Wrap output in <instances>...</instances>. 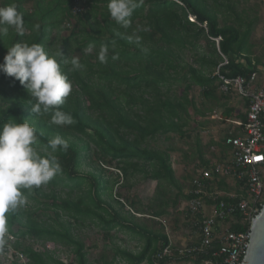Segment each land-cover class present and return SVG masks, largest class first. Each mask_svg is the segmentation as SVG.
Here are the masks:
<instances>
[{
    "label": "trees",
    "instance_id": "1",
    "mask_svg": "<svg viewBox=\"0 0 264 264\" xmlns=\"http://www.w3.org/2000/svg\"><path fill=\"white\" fill-rule=\"evenodd\" d=\"M27 2H32L31 9H25ZM237 2L239 0H142L133 12L130 27L124 29L111 19L108 0H0V7L16 5L23 14L25 28L22 35L10 28L6 36L0 37V63L7 48L14 43L25 42L42 45L51 56L62 48L66 57H73L77 50L81 54L79 62L84 66L72 71L70 63L61 62L62 71L72 83V92L61 106L62 111L72 115L75 122L71 126L52 124L51 113L32 114L31 104L35 100L18 81L0 74V94L4 97V105L0 106V126L10 119H15L16 123L29 119L37 129L39 144L36 147L42 149L49 139L57 135L65 139L69 144L66 152L40 151L42 155H55L62 167V172L47 184L68 183L70 190L86 187L76 200L64 197L53 189L44 192L39 187L24 191L25 197L37 206L28 211L18 208L15 213L8 214L7 235L16 238L12 248L25 256L26 264H90L84 244L73 235L75 223L86 221L100 227L106 239L110 232L119 228L144 240L138 253L117 248L114 258L125 264H154L156 254L169 245L168 238L161 232L137 224L135 215L148 216L154 221L165 215L168 205L164 198L170 192L168 188H177L178 185L169 150L150 149L143 143L159 135L168 138L177 134L182 139L188 135L183 131L188 117L186 94L191 85H196L201 87L205 98L213 97L218 87V77L213 74L223 58L228 63L219 67L218 72L224 78L242 77L249 81L256 72L247 44L250 28L240 31L244 23L235 11ZM220 16L222 25L219 23ZM72 19L75 25L69 36L58 37L61 30L70 28ZM78 29L77 33L83 32V38L76 44L71 40ZM55 30V40L62 42L58 49H52L50 41V35ZM129 36H139V43L135 39L130 42ZM216 39L219 40L218 51ZM201 40H205L210 48L209 55L200 57L202 66L198 69L186 66L189 77L185 75L182 78L186 83L184 95L171 99L168 93L179 66L176 49L188 46L199 48ZM89 44L95 47L87 54L85 49ZM102 44L109 45L107 63L98 60ZM142 49H147V53ZM114 55L118 58L112 59ZM232 112V109H226L224 117L230 118ZM195 113L199 117L204 116V113ZM240 120L244 122L245 116H240ZM238 132L239 129L231 131V134ZM229 135L230 132L226 133L222 143H218L223 157L230 150L225 144ZM79 136H83L85 141ZM198 137L197 134L195 145L200 163L208 168L210 163L203 159ZM91 143L97 149L99 161L118 172L119 176L116 175L110 183L104 179L102 174L105 171L102 169L98 175L91 172L85 174L80 170V152L87 151ZM135 173H141L144 179L157 183L156 209L149 205L143 210L136 209L135 204L130 203L126 211V204L119 197H111L112 188L122 185ZM220 186L226 188L224 181H220ZM105 194H108L109 202L104 200ZM184 198L189 200L190 196ZM46 210L52 212V217L44 214ZM65 218L68 220L62 221ZM14 227L16 231L12 233ZM229 229L233 232L245 231L238 225H231ZM27 239L70 247L74 263H63L48 251L25 247ZM213 249L217 250L218 245L214 244ZM7 250L5 246L1 252ZM206 259V256H201L194 261ZM167 262L163 260L160 264ZM10 264H17V261Z\"/></svg>",
    "mask_w": 264,
    "mask_h": 264
},
{
    "label": "rangeland",
    "instance_id": "2",
    "mask_svg": "<svg viewBox=\"0 0 264 264\" xmlns=\"http://www.w3.org/2000/svg\"><path fill=\"white\" fill-rule=\"evenodd\" d=\"M24 7L27 10L31 9L32 2L25 3ZM235 11L243 18L244 25L240 28V31L243 32L248 27L250 28L247 37V44L250 46V59L264 64V0H239V3L237 2L236 4ZM219 18V23L222 25L223 20L221 16ZM231 18L232 16H230V19ZM73 25H75L74 19L70 21V28L61 30L58 37H68ZM79 29H81V27ZM79 29L76 30L75 36L71 40L73 43L76 42V44L77 42H81L83 38V32L77 33ZM56 33L55 30L50 35L52 49H58L62 44V42H57L55 40ZM198 46L199 48L188 46L182 50L176 49L178 57L176 59L178 60L177 63L179 66L176 69V74L174 75L175 80L172 82L168 93V97L171 99L179 98L184 95L186 83L182 78L185 75L189 77L186 66L191 65L198 69L202 66L199 62L200 57H207L211 51L210 48L207 47L205 40H201ZM216 49H218V46H216ZM86 53L88 54V52ZM73 57L80 58L81 54L76 50ZM205 61L206 63L209 62L208 59ZM186 96L188 102L185 106L188 109V117L185 119L187 126L183 131H186L185 133L188 135L183 139L177 134H171L168 138L159 135L155 139H147L143 143V146L150 149L169 150L171 167L174 171L178 187L168 188L170 192H168L167 196L164 198L168 206L165 215L159 219H155L154 221L149 219L148 216L140 214L135 215L137 224L144 225L151 231L165 234L169 243L174 247H181L182 245L188 244L192 235L191 219L190 215L187 214L188 200L184 198L188 195L191 180L197 176V171L208 169L215 162L222 161L223 154L219 149V151H217L213 144L222 143V139L227 132L226 125L228 124L226 120L228 118L224 117L225 110L230 108L233 112L235 110L241 111L240 98L235 93L225 95V98L217 91L213 97L205 98L202 95L201 87L191 85ZM3 101L4 97L0 94V106L4 105ZM195 111L204 113V116L199 117ZM212 116L215 118L212 119ZM230 128H232L233 131L237 130V127L233 125L230 126ZM197 134L199 136L203 159L211 163L208 168L200 164V158L195 145ZM79 137L84 140L83 136ZM78 147H80V145H78ZM37 150L43 151L40 147H37ZM80 153L81 172L85 174L91 172L98 175L100 169H102L105 171L102 175L109 183L118 175L114 167H109L99 161L97 149L92 143L89 144L87 151H81ZM110 172H113V174H110ZM228 182L227 187L230 188L233 185V181L229 179ZM119 184H121V181H119ZM156 185V182L144 179L141 173H135L134 176L128 177L127 181L122 185L113 187L111 197L113 199L119 197V199L126 204V211L130 203L135 204L136 209L140 208L143 210L148 207V205L156 209L158 205L156 201ZM70 187L68 183L58 182L56 185H42L41 190L47 192L53 189L55 192L62 193L64 197L72 200L81 197L86 190L85 186H81L80 189L72 188V190H70ZM107 195L108 194L104 195V200L109 202ZM40 205L41 204L38 206ZM36 206L37 204L34 201L26 198L25 203L19 208L20 210L28 211L32 208H36ZM133 211L136 210L134 209ZM44 214L47 215L48 218L52 217V212L50 210L44 211ZM66 220H68V218L62 221ZM15 231L16 228L14 227L12 233H15ZM73 235L84 244L86 259L90 264H125L117 257L114 258L115 250L117 248H122L133 253H138L144 245L143 239L130 231L119 228L110 232V236L106 239L100 227L90 224L87 221L83 224L75 223ZM15 240V237L7 239L6 246L8 250L5 253L0 251V264H10L13 261H17V264L27 263L25 256L22 254V256H20V253L12 248ZM24 246L32 247L34 250L40 252L48 251L53 254L54 258L63 263H74L75 260L71 248L67 246L33 239H27L24 242ZM142 264L147 263L144 262Z\"/></svg>",
    "mask_w": 264,
    "mask_h": 264
},
{
    "label": "clouds",
    "instance_id": "3",
    "mask_svg": "<svg viewBox=\"0 0 264 264\" xmlns=\"http://www.w3.org/2000/svg\"><path fill=\"white\" fill-rule=\"evenodd\" d=\"M140 3L142 0H108L107 8L111 19L128 29L133 12ZM10 28L19 35L25 31L23 14L15 4L0 7V37L6 36ZM133 39L137 43L140 41L139 36L128 37L130 42ZM94 47L89 44L85 51L91 53ZM142 50L145 53L148 51ZM108 53L109 45L102 44L98 60L107 63ZM117 58L116 55L112 57ZM61 62L70 63L72 71L84 67L78 58L66 57L62 48L55 56H51L40 44L18 42L7 48L3 62L0 63V74L18 81L35 100L31 104L32 114L51 113L52 124L71 126L75 121L71 114L61 110V106L72 92V83L62 71ZM38 144L37 129L29 119H24L23 123L10 119L0 126V251L7 244V215L15 213L25 203L24 191L46 185L62 172L57 157L42 155L37 150ZM68 148V142L57 135L47 141L43 152H66Z\"/></svg>",
    "mask_w": 264,
    "mask_h": 264
},
{
    "label": "built area",
    "instance_id": "4",
    "mask_svg": "<svg viewBox=\"0 0 264 264\" xmlns=\"http://www.w3.org/2000/svg\"><path fill=\"white\" fill-rule=\"evenodd\" d=\"M215 43L218 46L219 40ZM227 63L223 58L219 67ZM218 69L213 74L218 77L217 91L223 95L235 93L247 103L245 120L232 122L239 132L225 139L230 148L228 159L197 171L191 180L187 202L192 229L189 243L181 247L169 243L156 254L154 264L163 260L169 261L164 264H244L251 217L264 203V86H253L254 74L249 81L242 77L227 79L219 75ZM229 179L233 181L231 189L227 187ZM220 181L226 188L220 186ZM231 225L244 227L245 231H230ZM201 256L207 259L194 261Z\"/></svg>",
    "mask_w": 264,
    "mask_h": 264
},
{
    "label": "water",
    "instance_id": "5",
    "mask_svg": "<svg viewBox=\"0 0 264 264\" xmlns=\"http://www.w3.org/2000/svg\"><path fill=\"white\" fill-rule=\"evenodd\" d=\"M262 208L260 209V207ZM250 239L246 243L244 264H264V203L258 205L251 217Z\"/></svg>",
    "mask_w": 264,
    "mask_h": 264
},
{
    "label": "crops",
    "instance_id": "6",
    "mask_svg": "<svg viewBox=\"0 0 264 264\" xmlns=\"http://www.w3.org/2000/svg\"><path fill=\"white\" fill-rule=\"evenodd\" d=\"M239 61H242V60H239ZM253 62H255V64H256V72L254 73V75H255V80L253 81V86L255 87V88H259V87H262V86H264V64L263 63H259V61L258 62H256V61H253ZM240 105H241V107H240V109H241V111L239 112V110H235L233 113H231V117L230 118H228L227 120H226V122H227V124L228 125H226V133H228V132H230V134H231V131H233L232 130V128H230V126H232V122L233 121H239L240 120V116H245L246 115V110H247V106H246V102L244 101V100H242V99H240ZM242 106H243V108H242ZM230 109V108H229ZM241 121V120H240ZM234 126V125H233ZM226 135V134H225ZM224 135V136H225ZM233 135V134H232ZM213 144V143H212ZM214 146H215V149H217V151H219L220 150V148H219V146H218V143H216V144H213ZM219 149V150H218ZM228 159V156L226 155V157H223L222 156V161L221 162H224V161H226ZM205 161H207V160H205ZM221 162H215V163H221ZM210 162H208V164H209ZM201 164V163H200ZM211 164V163H210ZM157 220V219H156ZM148 264V263H147Z\"/></svg>",
    "mask_w": 264,
    "mask_h": 264
}]
</instances>
